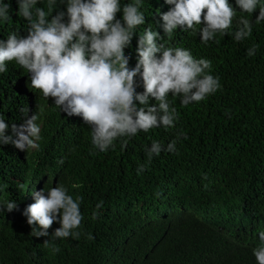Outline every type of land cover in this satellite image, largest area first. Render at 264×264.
Masks as SVG:
<instances>
[{
	"label": "trees",
	"instance_id": "16d2710c",
	"mask_svg": "<svg viewBox=\"0 0 264 264\" xmlns=\"http://www.w3.org/2000/svg\"><path fill=\"white\" fill-rule=\"evenodd\" d=\"M128 2L133 0H121V4ZM2 3L11 5V20L0 18V40L6 41L14 31L26 36L28 22L17 15V0ZM229 4L237 11L229 34H217L205 45L198 32L179 27L169 38L160 14L174 6L165 0H143L146 23L138 26L125 49L129 67L137 63L139 36L151 27L163 37L158 43L210 60L209 74L219 77L221 88L199 103L182 105L181 97L169 94L170 106L179 115L175 127L139 131L128 139L125 150L117 140L114 150L101 152L92 145L91 128L82 117L70 119L56 105L41 100L26 109V119L37 114L35 122L41 128L39 147L27 161L26 178L42 182L45 195L61 183L73 199L83 197L81 235L78 240L52 239L61 226L57 221L47 230L48 236H31L32 227L25 229L16 217L0 227V264H256L252 250L264 229V21L255 23L258 8L249 15L240 11L236 0ZM37 6L47 12L48 0H40ZM57 10L66 11V6ZM240 17L252 21V33L238 42L234 32ZM117 18L122 19V12ZM254 45L258 46L255 55L248 56ZM137 81V91L143 92L139 77ZM18 103L12 80L0 75V117L5 123L15 111L24 114ZM181 131L188 138L177 140L176 152L153 155L148 163L146 149L153 141L166 147ZM61 159L63 164L58 163ZM141 164L147 168L137 175ZM156 192H162L158 199L179 212L208 204L216 210L207 208L198 222L187 214L161 211L154 226L144 224L139 229L145 211L139 204ZM101 201L103 207L97 210ZM94 211L100 213L95 220ZM220 227L228 235H236L237 229L250 247L216 238L222 233ZM89 233L93 240L88 239ZM46 240H50L47 247Z\"/></svg>",
	"mask_w": 264,
	"mask_h": 264
},
{
	"label": "clouds",
	"instance_id": "9594fccd",
	"mask_svg": "<svg viewBox=\"0 0 264 264\" xmlns=\"http://www.w3.org/2000/svg\"><path fill=\"white\" fill-rule=\"evenodd\" d=\"M39 2L17 0V15L28 22L27 35L14 31L6 41L0 40V75L12 80L18 104L23 106L20 111L24 112L15 111L7 123L0 117V227L19 217L25 229L32 227L31 236L42 237L48 236L47 230L58 221L61 226L52 239L78 240L83 197L73 199L61 183L45 195L42 182L26 178L27 161L41 139V128L35 122L38 116L26 119V109L33 107L36 100L56 105L70 119L82 117L91 128V143L99 151L114 150L117 140H121V150H125L128 139L139 131L175 127L179 115L170 106L169 94L181 97L180 103L188 105L215 94L221 85L218 76L209 74L210 60L195 59L188 49L158 43L163 37L151 27L139 36L137 63L129 67L130 57L125 49L131 45L138 26L146 23L141 10L143 0L124 4L121 0H60L59 4L57 0H48L47 12L37 6ZM165 3L174 7L160 14L164 33L171 38L178 27L198 32L205 45L217 34L228 35L237 16L229 0H165ZM59 5H65L66 11L57 10ZM236 5L249 15L258 8L255 23L264 21V5L260 0H236ZM10 12L9 3L0 4V18L5 22L11 20ZM121 12L122 19H118L117 14ZM251 33L252 21L240 17L234 39L243 41ZM257 47L248 49L247 55H255ZM137 77L142 81L143 92L137 91L140 86ZM22 97L29 102L22 101ZM150 99L155 103L151 104ZM181 136L188 138L181 131L166 147L153 141L146 149L148 163L153 155L176 152ZM58 163L63 164V159ZM146 168L147 164L138 166L137 175ZM155 195L139 204L145 209L139 229L144 224L154 226L164 211L187 214L198 222L207 208L216 210L208 204L179 212L158 199L162 192ZM102 207L103 201L96 204L97 210ZM99 215L94 211L92 219ZM219 229L222 233L216 238L237 247H250L251 242L237 229L236 235L226 234L223 227ZM88 239L93 240L94 236L89 233ZM49 243L46 240L44 245L47 247ZM54 250L59 248L54 246ZM252 252L255 263L264 264V229L258 232Z\"/></svg>",
	"mask_w": 264,
	"mask_h": 264
}]
</instances>
